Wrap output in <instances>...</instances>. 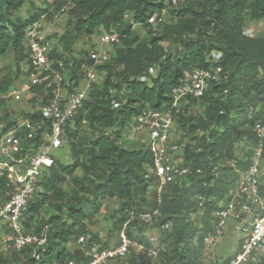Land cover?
<instances>
[{
    "label": "trees",
    "instance_id": "1",
    "mask_svg": "<svg viewBox=\"0 0 264 264\" xmlns=\"http://www.w3.org/2000/svg\"><path fill=\"white\" fill-rule=\"evenodd\" d=\"M28 1L0 0V58L11 55L18 74L23 70L20 74L26 75L23 65L29 59L26 26L44 13L53 18L57 11L66 10V29L59 40L67 52L79 37L102 28H116L121 41L114 45L117 51L111 59L99 66L106 71L105 78L93 85L76 119L77 127L67 130L65 142L72 162L61 163L56 157L52 171L41 181V190L29 203L23 223L29 228L38 217L36 223L46 233L45 243L15 251L23 256L15 262L0 251V264H69L71 260L87 264L89 259L78 247L70 250L69 243L89 232L102 241L88 224L111 198L119 201L120 228L134 213L130 235L131 225L138 224L140 214L147 211L158 209L155 223L170 225L161 233L162 249L156 259L147 252H133L125 264H207L205 238L213 228V213L251 162L257 143L256 122L264 124V37L244 32L249 21L264 18V0H184L170 10L172 21L159 24L150 23L149 17L173 5L174 0H46L47 7L41 6L32 15L15 16ZM134 24L147 29V39H138ZM217 50L222 57L213 62L210 54ZM150 66L157 67L155 74L149 81H141L139 77ZM197 67L216 68L219 79L201 100L187 97L174 113L181 141L185 139L184 164L190 170L182 180L158 191V182L149 172L153 159L146 144L137 139L134 146H128L124 132L147 107L170 109L172 87L181 83L185 71ZM72 74L78 81L77 71ZM13 85L11 76L0 77V102H5L4 94ZM31 90L37 92L38 87ZM10 114L8 110L1 121ZM23 114L37 123L43 118ZM83 131H96L97 135L83 137ZM80 138L85 139L78 142ZM242 140L251 144L245 160L236 155ZM232 161L237 167L229 164ZM78 170L81 174L77 176ZM70 178L75 186L67 194L62 185ZM261 193L264 197L263 185ZM45 205L54 210L46 218L41 215ZM145 226L139 225V229ZM137 237L150 245L144 233ZM108 245L102 241L103 247ZM230 257L220 263L229 264ZM249 264H264V258Z\"/></svg>",
    "mask_w": 264,
    "mask_h": 264
},
{
    "label": "built area",
    "instance_id": "2",
    "mask_svg": "<svg viewBox=\"0 0 264 264\" xmlns=\"http://www.w3.org/2000/svg\"><path fill=\"white\" fill-rule=\"evenodd\" d=\"M166 9L149 17L150 23L166 20ZM135 25V24H134ZM41 19L26 26L25 36L29 59L24 70L25 81L21 88L14 85L4 94L19 102V108H11V114L0 125V225L4 224L9 234L0 241V251L21 250L27 245H42L46 241L43 231L36 236L26 230L23 220L34 195L41 190V181L52 171L55 158L64 147L68 129L77 127V117L89 98L94 84H99V66L112 57L111 49L121 41L116 29H100V44L83 54L69 53L62 44L45 40ZM252 29L245 28V34ZM221 51H213L210 58L219 62ZM77 71L79 80L73 79ZM157 67L150 66L139 79L149 81ZM219 79L218 70L193 68L184 73L181 83L172 87L173 102L168 110L147 107L135 116L126 131L145 143L153 159L151 172L158 182V191L166 184L177 182L189 173L184 164L182 131L175 120L187 97L201 100L213 81ZM38 87V91L31 89ZM26 97V98H25ZM35 98V100H34ZM117 107L118 103H114ZM39 114L41 122L23 114ZM86 123L85 120H83ZM257 143L250 164L242 172L237 185L230 191L227 200L213 213V228L205 238L204 257L215 260L216 248L222 242L225 227L232 221L235 230L242 234L238 249L230 257L229 264L258 263L264 258V197L261 193L262 166L264 163V124L256 127ZM128 135V136H129ZM158 209L141 213L139 225L154 224ZM134 213L126 220L118 241L107 247L97 241L93 233L82 234L77 246L89 261L87 264H110L124 259L133 252H147L156 259L162 249L160 236H147L150 245L128 233ZM170 228L168 223L160 226ZM69 264H75L73 260ZM221 264V263H220Z\"/></svg>",
    "mask_w": 264,
    "mask_h": 264
},
{
    "label": "rangeland",
    "instance_id": "3",
    "mask_svg": "<svg viewBox=\"0 0 264 264\" xmlns=\"http://www.w3.org/2000/svg\"><path fill=\"white\" fill-rule=\"evenodd\" d=\"M46 0H29L24 6L19 9L15 16H20L22 18L28 17L32 15L35 11H37L41 6L47 7L46 3H48ZM184 0H174L173 5L167 6V13H166V19L168 21H172V14L171 9L175 6V4L182 3ZM45 2V4H44ZM40 10V9H39ZM127 20L130 19L131 15L126 16ZM68 15L66 10H60L55 13L53 18H49L47 13H44L41 17V22L43 23V27L41 28L43 31V35L45 37V40L47 41H53V43L58 42L60 43L59 37L64 33L66 29ZM247 28L252 29L251 34L252 36H259L264 37V18L261 20H254L249 21ZM135 32L137 33L138 39L145 40L147 39L149 33L146 28L141 27L138 24L134 25ZM97 46H101L100 44V31L95 32L92 35L89 36H81L79 37L72 45L69 53L74 54H83L89 49H93ZM108 49H111L112 54H115L117 51V48L115 46H107ZM22 67V66H21ZM25 66L23 65V68ZM23 70L20 71L22 73ZM18 68L15 63V61L11 58V55H6L0 58V77L2 76H11L14 79V87L21 88L23 86V82L25 81V75L18 74ZM106 75L105 70H100V79L101 83L104 80ZM4 98V97H3ZM26 98V97H25ZM21 103L14 102L12 98H6L5 102H0V125L4 122L1 121L4 116H6V113L8 110L10 111L11 108L15 106L20 107ZM15 105V106H14ZM15 107V108H19ZM260 122L257 121L254 128L259 125ZM83 137H94L97 135L96 131H83L81 132ZM129 133L127 131L124 132V136H126V139L128 140V146L130 147L134 146L137 142V139L135 136H128ZM85 139V138H84ZM84 139H79L78 142L83 141ZM132 145V146H131ZM251 150V144L245 140L240 141L237 144L236 147V155L239 160L243 159L245 160L249 155L247 152ZM59 159L61 163H70L72 162L71 158V149L68 143L64 142V147L59 153ZM235 161L230 162V165H233L237 167V165L234 163ZM262 179L261 183L264 186V163L262 166ZM149 172L151 170L149 169ZM238 172H241L238 170ZM152 173V172H151ZM81 171H77L76 175H80ZM242 174V172H241ZM75 186V182L73 178L68 179L63 185V189L67 194L72 193ZM155 186H152L148 193V200L153 195V189ZM103 203L104 207H102V212L100 211L94 217L92 218V225L96 226L97 231H93L95 234H98V236L101 237L103 242L111 243V242H117L118 241V233L120 231V225L117 223V220L120 219V213H119V201L118 199H106ZM51 208H49L48 205H45L41 210V215H45L44 218H46L51 212H53ZM198 219L200 218L201 214L199 212ZM197 219V220H198ZM137 220V219H135ZM38 217L34 218V224L30 226L29 228H26L28 232L33 233L36 236H40V223L37 222ZM133 221V220H131ZM196 224L200 225L199 221H196ZM233 222L229 221L225 227V234L223 237L222 242L219 244V246L216 248V255L215 260L205 258V262L207 264H220V262H224L227 258L234 255L238 249L239 242L242 238V234L235 230L233 227ZM26 227V226H25ZM102 232V233H101ZM130 233L133 234V236L141 235V233H144L146 236L150 235H158L161 236V228L157 223L147 225L143 229H139V223L132 224L130 228ZM9 234V230L6 225L2 224L0 225V241L6 237ZM137 239H139L137 237ZM75 244H77V239L73 240L72 245H70V250L75 249ZM11 262H15L17 260H21L23 256L21 254L18 255V252H4L1 251ZM132 254V253H131ZM130 255V254H129ZM20 257V258H19ZM129 259V256L127 255L124 259H119L112 261L110 264H125L127 263Z\"/></svg>",
    "mask_w": 264,
    "mask_h": 264
},
{
    "label": "crops",
    "instance_id": "4",
    "mask_svg": "<svg viewBox=\"0 0 264 264\" xmlns=\"http://www.w3.org/2000/svg\"><path fill=\"white\" fill-rule=\"evenodd\" d=\"M106 201H107V200H106ZM106 201H105V204H106ZM105 204H104V205H105ZM103 207H104V206H103ZM101 212H102V210H101ZM88 227H89V229H90L91 231H97L95 225L88 224ZM101 233H102V232H101ZM70 245H72V242L69 243V247H70ZM76 247H78L77 244H75V248H76Z\"/></svg>",
    "mask_w": 264,
    "mask_h": 264
}]
</instances>
